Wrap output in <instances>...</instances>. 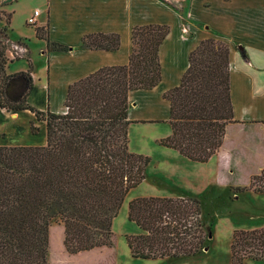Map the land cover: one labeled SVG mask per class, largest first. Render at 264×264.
Returning <instances> with one entry per match:
<instances>
[{"label":"trees","instance_id":"trees-1","mask_svg":"<svg viewBox=\"0 0 264 264\" xmlns=\"http://www.w3.org/2000/svg\"><path fill=\"white\" fill-rule=\"evenodd\" d=\"M11 21L12 13L7 24ZM170 30L158 24L135 27L129 64L102 68L73 84L64 114L28 103L34 86L31 63L29 70L3 78L0 108L35 113L47 123V144L0 146V264H49L53 222L63 224L64 246L71 255L113 247L114 221L130 191L147 178L151 163L130 147L129 93L152 90L161 82L159 50ZM36 35L53 50H70L51 42L47 27H37ZM120 46L118 34L83 39L88 49L114 51ZM189 61L181 84L164 94L170 102L172 134L159 143L192 162L207 163L222 148L227 127L236 123L230 49L207 39ZM38 131L33 124L32 132ZM263 176L264 170L253 175L249 187ZM128 219L139 229L126 237L137 259L195 257L211 240L199 198L138 197L129 202ZM249 259L264 261V228L233 234L232 264Z\"/></svg>","mask_w":264,"mask_h":264},{"label":"crops","instance_id":"crops-1","mask_svg":"<svg viewBox=\"0 0 264 264\" xmlns=\"http://www.w3.org/2000/svg\"><path fill=\"white\" fill-rule=\"evenodd\" d=\"M35 10L41 13L29 33L13 38V21L9 25V42L14 48L15 43H22L15 51L20 58L11 59L5 73L25 72L31 63L34 86L27 101L37 110L56 114L66 113L73 84L102 68L129 64L135 27L170 26L159 50L161 82L152 90L129 93V134L131 144L137 142L136 150L131 149L140 154L141 144L146 146L151 141L162 152L173 151L156 144L172 134L170 102L164 94L181 84L190 55L202 41L216 39L227 44L236 123L227 127L220 151L209 162L199 164L213 163L218 171H225L224 168L237 169L250 158L258 157L261 164L257 162V167L260 172L264 170V0H185L181 9L165 0H41L26 22ZM37 27H47L51 42L70 50L49 48L46 40L37 37ZM99 33L120 35V48L109 51L83 47L85 36ZM23 49L39 52L30 57ZM33 124L39 129L36 134L32 132ZM141 137L151 141L141 142ZM46 144L47 123L38 120L35 113L0 108V146Z\"/></svg>","mask_w":264,"mask_h":264},{"label":"rangeland","instance_id":"rangeland-1","mask_svg":"<svg viewBox=\"0 0 264 264\" xmlns=\"http://www.w3.org/2000/svg\"><path fill=\"white\" fill-rule=\"evenodd\" d=\"M165 1L179 9L185 3V0ZM40 3L41 0H0V62H4L0 70V84L6 76L5 67L8 62L20 58L15 51H18L22 42L15 43L14 48L9 42V32L16 39L29 33L35 26L28 25L26 19ZM11 13L13 22L9 31L7 23ZM23 51L30 57L39 52L31 49ZM149 139L141 137V142H150ZM160 140L156 141L157 145H160ZM131 143L130 139V147L136 150L137 142ZM151 143H146V146L141 144V154L151 158L147 178L130 191L114 221L113 247L71 255L64 246L63 224L53 222L50 225L49 264H231V242L235 230L264 228V192H259L264 187V176L255 180L254 187H249L253 175L261 173V168L257 167V162L261 164L258 157L250 158V162L237 169L224 168L225 171H218L213 163H193L174 150L163 153L154 141ZM244 187L250 189L238 191ZM149 196L195 197L201 200L204 221L211 228V240L198 257L141 260L132 256L126 237L137 234L139 229L128 219V205L135 198ZM244 264H264V261L249 259Z\"/></svg>","mask_w":264,"mask_h":264},{"label":"built area","instance_id":"built-area-1","mask_svg":"<svg viewBox=\"0 0 264 264\" xmlns=\"http://www.w3.org/2000/svg\"><path fill=\"white\" fill-rule=\"evenodd\" d=\"M40 10H35L33 14L27 20V24L30 26H36L38 22V17L40 16Z\"/></svg>","mask_w":264,"mask_h":264}]
</instances>
